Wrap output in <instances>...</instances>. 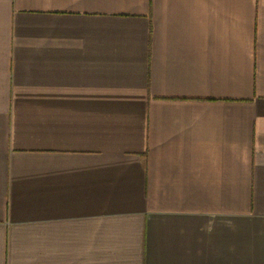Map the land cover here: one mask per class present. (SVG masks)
Masks as SVG:
<instances>
[{
    "label": "crops",
    "instance_id": "0c3cea01",
    "mask_svg": "<svg viewBox=\"0 0 264 264\" xmlns=\"http://www.w3.org/2000/svg\"><path fill=\"white\" fill-rule=\"evenodd\" d=\"M0 264H264V0H0Z\"/></svg>",
    "mask_w": 264,
    "mask_h": 264
}]
</instances>
